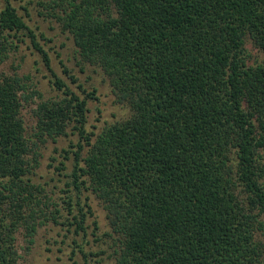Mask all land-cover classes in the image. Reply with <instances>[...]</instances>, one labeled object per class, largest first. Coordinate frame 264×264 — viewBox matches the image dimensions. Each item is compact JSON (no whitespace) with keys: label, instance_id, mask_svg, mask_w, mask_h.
Returning a JSON list of instances; mask_svg holds the SVG:
<instances>
[{"label":"trees","instance_id":"1","mask_svg":"<svg viewBox=\"0 0 264 264\" xmlns=\"http://www.w3.org/2000/svg\"><path fill=\"white\" fill-rule=\"evenodd\" d=\"M50 3L83 63L102 68L132 115L90 132L97 89L64 63L86 97L58 78L36 32L5 0L0 65L30 39L63 92L39 103L33 138L72 132L79 140L52 159L61 184L53 203L35 181L40 164L23 115L30 78L0 71V264H21L17 236L30 250L49 222L67 226L73 255L90 264L76 238L101 230L95 202L116 264H264V60L251 65L247 47L264 54V0Z\"/></svg>","mask_w":264,"mask_h":264},{"label":"rangeland","instance_id":"2","mask_svg":"<svg viewBox=\"0 0 264 264\" xmlns=\"http://www.w3.org/2000/svg\"><path fill=\"white\" fill-rule=\"evenodd\" d=\"M12 4L18 8L20 15L26 18L31 28L36 32L39 43L45 51L48 52L51 61L53 73L62 79L70 89L76 91L82 98L86 96L77 88L78 84H72L66 68L79 79V84L85 86L89 91L97 89L96 96L99 101L90 100L88 129L90 132H101L116 122L126 120L131 117L132 109L124 102H121L111 85L109 77L102 68L84 64L79 50L76 47L72 36L62 30L61 25L51 16V0H11ZM5 4V0H0V7ZM23 7L29 9L30 17L26 16ZM45 36V39L42 38ZM26 45L12 52L9 59L0 65V71L8 75L17 74L21 77H29L27 86L29 87L28 96L34 93L29 102H26L23 108V115L26 122L27 136L33 138L36 128V117L34 111L39 103L47 100H59L63 98V92L53 84L55 78L43 63L42 56L32 48L30 39H27ZM248 61L256 64L264 60V54L248 44ZM36 142L35 152L38 155L39 167L35 169V181L44 186L46 194L52 199L53 203L60 202V186L56 166L59 162H53V158L63 160L61 152L63 149H71L78 143V136L68 132L67 136L57 138L56 142L50 138H44V141ZM69 169L72 168V162L68 161ZM97 210L101 230L97 236L90 234L87 240L80 239L85 252L90 254L89 263L94 264H116L114 252L116 250V241L111 237L110 225L103 208L94 203ZM55 209V206L52 207ZM62 208V207H61ZM61 221V220H60ZM110 232V234L108 233ZM91 233V231H90ZM18 248L22 256L21 264H86V259L82 253L77 256L72 253V240L74 236L69 234L67 226L56 225L49 222L39 228L35 237V243L27 250V244L22 234L17 236Z\"/></svg>","mask_w":264,"mask_h":264}]
</instances>
